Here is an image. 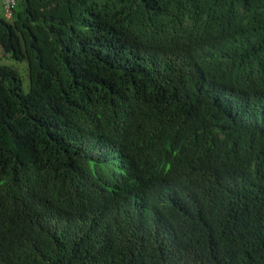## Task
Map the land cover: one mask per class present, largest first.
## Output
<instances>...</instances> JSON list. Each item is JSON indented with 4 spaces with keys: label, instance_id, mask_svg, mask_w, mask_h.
<instances>
[{
    "label": "trees",
    "instance_id": "1",
    "mask_svg": "<svg viewBox=\"0 0 264 264\" xmlns=\"http://www.w3.org/2000/svg\"><path fill=\"white\" fill-rule=\"evenodd\" d=\"M0 45V264H264V0H16Z\"/></svg>",
    "mask_w": 264,
    "mask_h": 264
},
{
    "label": "rangeland",
    "instance_id": "2",
    "mask_svg": "<svg viewBox=\"0 0 264 264\" xmlns=\"http://www.w3.org/2000/svg\"><path fill=\"white\" fill-rule=\"evenodd\" d=\"M1 61L2 62H6V63H9L13 66H15L18 71H19V74L21 76V80H22V90L23 92H27L29 90V78H28V73H27V63L26 61H11L7 58H5L4 56L1 57Z\"/></svg>",
    "mask_w": 264,
    "mask_h": 264
},
{
    "label": "built area",
    "instance_id": "3",
    "mask_svg": "<svg viewBox=\"0 0 264 264\" xmlns=\"http://www.w3.org/2000/svg\"><path fill=\"white\" fill-rule=\"evenodd\" d=\"M15 4H16V0H0L2 13L6 19L11 18ZM3 54H4V49L0 45V58L3 56Z\"/></svg>",
    "mask_w": 264,
    "mask_h": 264
}]
</instances>
